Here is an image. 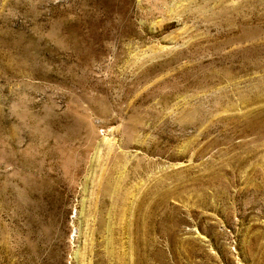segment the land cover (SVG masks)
Segmentation results:
<instances>
[{
	"label": "rangeland",
	"instance_id": "rangeland-1",
	"mask_svg": "<svg viewBox=\"0 0 264 264\" xmlns=\"http://www.w3.org/2000/svg\"><path fill=\"white\" fill-rule=\"evenodd\" d=\"M0 264H264V0H0Z\"/></svg>",
	"mask_w": 264,
	"mask_h": 264
},
{
	"label": "bare ground",
	"instance_id": "bare-ground-1",
	"mask_svg": "<svg viewBox=\"0 0 264 264\" xmlns=\"http://www.w3.org/2000/svg\"><path fill=\"white\" fill-rule=\"evenodd\" d=\"M258 86H259V85H258ZM258 88H259V87H258ZM257 95H258V94H257ZM259 95H260V94H259ZM259 95H258V98H259ZM256 98H257V97H256ZM257 128H258V127H257ZM254 129H255V128H254ZM254 129H253V130H254ZM258 129H259V128H258ZM251 130H252V129H251ZM260 130H261V129H260ZM242 131H243V130H242ZM253 132H254V131H253ZM256 132H257V131H256ZM254 133H255V132H254Z\"/></svg>",
	"mask_w": 264,
	"mask_h": 264
}]
</instances>
